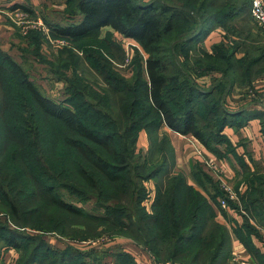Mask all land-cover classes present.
Instances as JSON below:
<instances>
[{
  "label": "trees",
  "instance_id": "1",
  "mask_svg": "<svg viewBox=\"0 0 264 264\" xmlns=\"http://www.w3.org/2000/svg\"><path fill=\"white\" fill-rule=\"evenodd\" d=\"M63 1L67 7H73L68 14L81 18L75 23H48L53 37L71 41L77 49L78 40L86 35L110 29L109 34L116 33L133 41L145 53L147 80L140 71L128 81L117 82L109 77L110 93L118 96V118H114V113L110 115L96 108L99 119L94 124L85 118V110L92 104H85L80 111L76 106L56 102L41 93L20 64L8 54H0L10 69L7 72L0 65V250L4 247L15 249L18 252L16 264H84L85 256L77 250L58 251L54 258L48 259L43 250L49 251L51 246L45 236L24 232L31 230L45 235L56 232L65 221L62 219L64 214L91 218L88 212L73 203L84 201L85 197L75 194L76 188L66 180H71L70 175H75L82 187L100 193L102 182L96 177L109 184L123 185L132 182L127 176L134 168L142 167L139 172H133L137 183L131 189L133 193L129 194L131 200L141 206L147 194L145 181L152 180L157 184L151 211L147 213L140 208V233L146 232L144 244L156 250V254L163 251L171 260L186 264L229 261V235L227 229L216 221L213 208L214 204L218 205L223 192L211 176L202 171L201 165L194 170L193 179L204 189L206 184L213 183L209 199L189 186L182 174L169 176L159 183L172 162L169 138L159 131L165 126L183 136H191L220 157L223 156V145L226 153L233 152L230 141L223 134L225 127H241L249 119L259 118L264 134L262 112L247 108L231 111L226 105L237 85L248 88L253 84V78L258 75L252 70L264 58V51L255 59L247 46L246 52L238 57L240 45L229 50L225 45L228 41L215 45L211 53L200 51L202 66L206 71H216L205 74L209 77L216 73L214 81L218 83H212L210 89L197 86L189 72L175 71L177 67L173 58L177 53L179 60L188 62L193 52L192 44L203 41L214 28L228 29L238 17L240 21L244 20L242 15L248 12L249 0L246 6L236 4L237 0L233 3L228 0L224 4L222 0ZM17 9L32 14L20 5L12 6L11 11ZM225 10L233 11V14L224 15ZM243 34L246 33L238 28L234 35ZM246 35L244 43L247 44L250 33ZM29 38V46L39 49L40 34L32 32ZM105 43L109 55L111 50H123L117 44L114 47L108 38ZM72 48L65 51L74 55L76 51ZM119 60H123L122 55ZM61 68L75 71L70 65ZM74 83L69 86L72 91ZM215 94L217 99L213 98ZM142 131L148 139L155 140L162 135L169 143L168 154L162 146L157 148L161 161L150 168L145 163L133 167L132 163L134 147ZM59 149L63 151L62 157L55 162L53 154ZM242 179L248 187L240 198L241 210L237 208L238 212L243 211V223L234 231L250 254L254 253V257L260 260L264 259V253L253 247L250 235L264 241L256 226L264 228V174L251 173L242 166ZM60 189L70 194L73 192L70 201L58 196L57 190ZM251 220L256 225H252ZM160 245L165 248L160 250ZM123 253H118L117 259L129 257Z\"/></svg>",
  "mask_w": 264,
  "mask_h": 264
},
{
  "label": "rangeland",
  "instance_id": "2",
  "mask_svg": "<svg viewBox=\"0 0 264 264\" xmlns=\"http://www.w3.org/2000/svg\"><path fill=\"white\" fill-rule=\"evenodd\" d=\"M220 1L221 0H216V2ZM227 1L228 0H222V4ZM231 3H233V0ZM247 3V0H237L236 4L246 6ZM72 8L71 5H69V7L66 6V15L71 12ZM1 10L4 9L0 8V11ZM224 12V15L227 14L231 16V14H233V11L225 10ZM69 15L70 14H68V16ZM242 16H244V20L240 21L241 18L238 17L233 23L228 25V29L222 27L214 28V30L220 29L222 37L220 38L221 41L219 40L216 43L215 41L206 43L208 35L205 38L206 40L204 39L205 41L203 40L194 45L192 44L191 48L193 49V52L188 62L179 60V55L175 53L173 55L177 67L175 71L189 72L191 76L190 78L195 81L197 86H203L210 89L209 87L212 83L214 85L218 83L217 80L214 81V75L216 73H212L209 77H206L205 74L206 72L216 71H206V68L203 67L199 61L201 59L199 54L200 51L211 53L215 45L217 46L220 45L221 42L225 43L228 41L225 45L229 50L240 45L237 49L238 57H241L244 52H246V47L249 46L247 48L249 54L254 56L255 59H258V54L264 51V30L260 28L251 17L249 5L248 12L244 13ZM70 17H72L70 19L71 21L64 22V24H67L68 22H78L81 18L75 14L70 15ZM9 21L11 22V27L14 28L15 31L14 39L18 42L16 45L18 48L14 50V56L25 57L26 61H24V63L22 62L21 66L26 70L30 81L40 88L42 94L52 98L56 102L63 103L65 106H76L81 111L85 104H92L91 108L85 110V118L91 123L95 124L99 119V116L95 114L96 108L98 110L101 109L103 112L110 115L111 113H114V118H118L117 107L119 106V101L116 98L118 96L117 94L110 93L111 90L107 85L109 77L116 79L117 82H119V80L128 81L133 79L136 72L140 71L142 72L143 79L147 80L145 53L133 41L125 40L116 33L109 34L110 29L106 28L99 32H92L86 35L82 40H78V47L76 49V44L71 41L53 37L51 29L47 25L50 21L47 20L45 14L36 17L34 14H20V11H14L12 20ZM37 21L42 22L43 26L48 28V34L43 26L44 31L32 28L34 26L32 22ZM232 27L235 28V31L230 30ZM238 28L241 29L243 33L245 32L247 34H245L246 36L250 33L247 44L244 43V34L238 37L237 35H234ZM32 32H38L41 36L39 49L29 46V36ZM107 38L112 41L114 47L117 44L123 50H111V55H109V52L105 48V41ZM174 45L175 42L173 46ZM71 48L76 51V53L73 51L74 55L77 54L76 57H74V55H69L67 51H65L70 50ZM175 49L178 50L177 45L175 46ZM89 50H91L90 53H86V51ZM0 52V54H2V52L3 54L6 53L1 49ZM90 55L92 58H95V60L90 59L91 57H88ZM121 55L123 57L122 61L119 60ZM57 58L61 61L57 62ZM3 61L4 59L0 55V65L4 67L3 69L5 71L9 72L10 69H8ZM65 65L72 66L75 71L70 72L68 71L69 69L62 70L61 67ZM253 69L252 72L258 76L253 78V84L245 89L241 95L246 93L245 95L247 98L244 97L242 100L244 103L251 102L250 104L255 105L264 102V58L260 59ZM205 79H207V84L205 83ZM73 81H75V83L73 85L74 90L72 91L69 86ZM113 84L116 85L114 82ZM237 87L239 86L237 85ZM107 96H109L108 100L106 99ZM216 96L218 95L215 94L213 98L217 99ZM161 136L162 135H159V137L157 136L155 140L152 138L148 139V137H146V140L142 139V137L140 139L138 138L133 152V167L138 166L141 163H143L142 166H144L145 163L146 166L150 168L155 166L158 161L160 162L161 157L157 155V148L159 146H162L168 154V139ZM192 140L195 141L193 137H190L189 145L191 147H193L190 143ZM223 147L226 148L224 145ZM62 152L63 151L59 149L58 152L53 154L55 162H59L62 157ZM194 153L199 159L195 149ZM168 158L170 159V156H168ZM199 164L202 166L201 163ZM141 169L142 167L140 169L134 168L127 176L132 182L129 183L127 181L126 183L124 182L123 185L109 184L105 182V180L96 177L98 181L102 182V191L100 193L82 187V185H80L81 181L75 175H70L69 178H71L72 181L69 179L66 180L76 188L77 192L75 194L85 197L84 201H73V203L88 212L91 215V218H78L64 214L62 219H65V221L57 228L58 231L56 232L45 235L41 234V232L27 230L24 233H27L28 235L37 234L39 236H45L51 246L49 251L47 249L43 250L48 259L54 258L58 251L77 250L82 252L83 256H85L83 259L84 264H115L116 262L119 264H186L184 261L171 260L163 251L156 254V250L154 251V249H152V251L144 244L146 239L144 234L146 235V232L140 233L142 228L141 221L139 220L142 214L140 208L147 213L151 211L157 184L156 181H145L144 185L147 194L142 201L141 206L134 203L129 195L131 192L133 193V190L131 189L137 183L133 172H139ZM202 171L208 176H211L204 167H202ZM165 175H163L162 181H159V183L165 181ZM229 179V176L228 178H225V180L231 184V180ZM213 182L218 186V182L214 180ZM234 191L236 190L234 189ZM57 194L64 200L70 201L72 198L70 195H72L73 192L70 194L69 191L60 189L57 190ZM132 196L135 195L132 194ZM40 209L43 211V205H41ZM121 224L127 226L123 227ZM47 229L50 228H46L45 230ZM70 236L76 237V239H70ZM142 239L144 240L141 242L140 240ZM164 248V245H160L159 247L160 250H163ZM121 251L129 257H121L117 259V254ZM250 255L254 261L256 259L259 263L262 262V264H264V259L259 260L255 258L254 253ZM230 261V259L227 262L224 260L221 262L220 260L218 264H236L234 262L231 263Z\"/></svg>",
  "mask_w": 264,
  "mask_h": 264
},
{
  "label": "crops",
  "instance_id": "3",
  "mask_svg": "<svg viewBox=\"0 0 264 264\" xmlns=\"http://www.w3.org/2000/svg\"><path fill=\"white\" fill-rule=\"evenodd\" d=\"M14 5L25 7L36 17L41 15L43 16L45 14L47 20L50 21L48 23H52L51 25L64 24V22L71 21V18L64 12L66 5L63 0H0V8L4 9L0 11V49L6 52L12 59L21 65L22 62L24 63L26 60L23 56H14V50L18 48L16 47L18 42L14 39L15 31L14 28L11 27V22L9 21L12 20V16L14 14V11H11L12 6ZM17 11L24 12V10L21 9L15 10V12ZM220 38H222L221 31L220 29H216L212 31L206 38L207 40H205L206 43H211L212 41H215L216 43L219 40L221 41ZM245 89L247 88L235 87L232 90L231 95L226 102L229 110L237 111L247 108L264 114V102L252 105L250 104L251 102L244 103V101H242L244 97L247 98L245 95L246 93L241 95ZM160 134L167 135L172 150V162L167 167L168 175L164 176L165 179L169 176L182 174L189 186L198 189L202 195L209 199L211 184H206L204 189L200 185L196 184L193 179L194 170L196 167L200 166V161L196 157L193 147L189 145V138L191 136H183L166 128L165 126L160 129ZM223 134L230 141L233 152L226 153L223 150L224 148H221V151L223 152L222 157L216 155V153H213L210 150H207L199 143L197 144L205 156L214 157L220 161L224 168H226L232 187L236 190L235 192L239 197V203H230V206L226 209H220L216 204L212 206L216 212V221L227 229L229 235L230 262H234L236 264H241L242 262L245 264H256L254 259L251 257L249 250L235 234L234 230L240 227L243 223V211L240 213L237 208L241 210L240 198L245 194V191L248 188L247 184L242 179V166H245L247 171L251 173L258 175L264 174V134L261 129V120L259 118H252L249 119L248 122H245L241 127H225ZM141 137L146 140V133L141 132L139 139ZM251 224L256 225L252 220ZM256 226L260 236L264 239V228L258 225ZM250 237L253 247L264 253V241H260L253 234L250 235ZM17 258L18 252L11 247H4L0 250V264H16Z\"/></svg>",
  "mask_w": 264,
  "mask_h": 264
},
{
  "label": "built area",
  "instance_id": "4",
  "mask_svg": "<svg viewBox=\"0 0 264 264\" xmlns=\"http://www.w3.org/2000/svg\"><path fill=\"white\" fill-rule=\"evenodd\" d=\"M250 2V14L255 23L264 30V0H249ZM20 14H25L23 12H20ZM34 25L32 28L44 31L43 27L45 28V31L48 34V28L46 26H43L42 22H32ZM43 26V27H42ZM62 43V42H61ZM191 145L194 147L196 154L199 157V161L202 164V166L205 168L207 173L211 175L212 179L216 182H218V187L223 192V197L218 199V206L220 209H226L230 206V203H239V197L237 193L232 188L231 184L228 183L225 178H228V172L226 171V168L223 167V165L220 163L219 160L207 157L204 154H202V150L199 148L196 141H190ZM241 264H245L242 262Z\"/></svg>",
  "mask_w": 264,
  "mask_h": 264
}]
</instances>
